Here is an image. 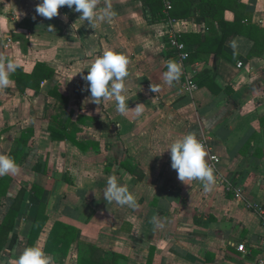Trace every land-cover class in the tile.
<instances>
[{
  "label": "crops",
  "instance_id": "obj_1",
  "mask_svg": "<svg viewBox=\"0 0 264 264\" xmlns=\"http://www.w3.org/2000/svg\"><path fill=\"white\" fill-rule=\"evenodd\" d=\"M147 1L99 0L98 7L111 4L112 23L90 25L79 20L75 6H63L47 19L35 11L40 0H0V58L18 62L15 73L32 74L38 63L54 71L38 93L29 88L22 93L15 73L10 76L13 83L0 89V153L9 155L23 131H34L18 173L8 175L13 179L10 197L21 188L27 192L15 230L18 243L0 254V264H13L27 246L40 205L30 193L32 185L43 191L49 217L35 245L45 251L57 222L78 230L64 264H77L79 241L122 255L120 264L259 260L264 241V52L250 56L254 43L240 35L226 40L221 56L219 48L209 46L199 53L195 45L179 80L169 86L163 79L169 36L188 34L205 42L211 31L195 13L186 20L150 24ZM185 1L194 6L200 2ZM236 1V12L227 10L225 21L234 22L237 13L247 18L244 26L252 23L264 30V0ZM159 7L156 0L154 8ZM215 30L220 37L218 25ZM238 37L239 54L234 55L229 42ZM9 40L12 44L6 48ZM108 48L128 57V106L145 105L139 117L121 115L114 101L95 104L84 90L82 77L89 63ZM186 74L197 85L190 94L183 89ZM153 85L159 87L156 93ZM55 89L67 100L64 124L68 119L84 121L77 133L82 147L51 139L49 126L60 112L50 94ZM188 132L196 133L206 151L220 158L210 192L198 181L183 183L171 168L167 146ZM110 175L134 193L136 207L108 204L101 189ZM154 216L162 228L155 226Z\"/></svg>",
  "mask_w": 264,
  "mask_h": 264
},
{
  "label": "trees",
  "instance_id": "obj_2",
  "mask_svg": "<svg viewBox=\"0 0 264 264\" xmlns=\"http://www.w3.org/2000/svg\"><path fill=\"white\" fill-rule=\"evenodd\" d=\"M158 2L160 3V7L157 10L154 8L156 0H148L145 5V17L150 24L157 21L186 20L191 18L194 13L198 17L206 20L211 35L205 42H202L198 36L188 34H184L179 38V41L185 44L190 54L195 45L198 46L197 52L199 53L205 52L209 46H214L216 49L219 48L216 52L218 56H221V51L226 40L233 35L247 37L254 43L250 56L259 55L264 52L263 29H260L252 23L244 26L243 21L247 22V18L237 13L235 14L234 22L227 23L225 21L224 14L227 10L236 12V7L239 6L236 0H200L195 6L185 0H170L172 9L168 13L164 12L165 9L162 1L158 0ZM215 25H218L222 31L220 37L215 30ZM165 58L167 61L175 60L177 62V53L170 45L167 47ZM53 76V70L45 64L38 63L32 74L17 72L13 75V78L22 93L28 88L34 89L38 93L41 83L51 79ZM200 77H196V83L199 85ZM50 94L60 105V112L52 117L49 126L52 141H68L74 146L82 147L77 139V133L81 131L78 124L84 122L83 119H78L76 123H72L71 119H68L64 124L65 111L62 109L63 106H66L67 100L59 94L57 89ZM262 124H264V119L262 120ZM33 135L34 131L28 129L23 131L21 137L15 140L9 155L14 158L17 165H20L24 161L28 151V144ZM123 167L128 172L134 174L133 170L126 164ZM12 182L13 179L8 175L0 179V254L5 250H12L18 243V235L15 230L17 221L22 216V205L27 192L25 188H21L15 197H10L9 190ZM30 193L40 201V205L32 225L27 246L35 245L49 220L47 205L43 201V191L37 185H32ZM7 201L10 204L6 209ZM77 238L78 230L75 227L57 222L49 234L45 246V253L53 256L55 264H64L70 256L72 247L77 242ZM77 245V264H120V260L122 259V255L105 251L90 243L79 241Z\"/></svg>",
  "mask_w": 264,
  "mask_h": 264
},
{
  "label": "clouds",
  "instance_id": "obj_3",
  "mask_svg": "<svg viewBox=\"0 0 264 264\" xmlns=\"http://www.w3.org/2000/svg\"><path fill=\"white\" fill-rule=\"evenodd\" d=\"M99 0H40L35 11L39 16L51 19L58 15V10L67 6L77 13H81L79 20H87L90 25L93 22L111 24L114 12L110 3L105 2L103 7ZM49 33L53 31L52 26L46 29ZM242 38H234L229 42L233 54H239V41ZM128 57L114 48L104 50L97 55L87 67V75L82 79L87 82L85 91L90 92L91 102L101 105L102 101H114L115 108L121 115L128 113L139 117L145 110V105L138 104L134 109L128 106L127 88L130 73L128 71ZM19 67L14 59L0 58V89L8 88L13 81L11 74H14ZM167 71L163 73L164 81L172 86L181 76V65L175 60H168ZM153 92L159 91L158 86H152ZM170 152L171 168L178 174V179L183 183L198 181L202 185L203 191L210 192L216 185L214 168L208 163V152L202 140L197 138L196 133H190L176 138L167 146ZM19 171V166L10 155L0 153V177L9 174L15 175ZM104 199L108 204L116 206L136 207L134 193L128 187L121 184L116 175H110L105 186L101 189ZM153 223L157 228H162L154 216ZM13 264H54L51 255L38 245L26 246L13 261Z\"/></svg>",
  "mask_w": 264,
  "mask_h": 264
},
{
  "label": "built area",
  "instance_id": "obj_4",
  "mask_svg": "<svg viewBox=\"0 0 264 264\" xmlns=\"http://www.w3.org/2000/svg\"><path fill=\"white\" fill-rule=\"evenodd\" d=\"M165 2V12L168 13L172 9V5L169 0H164ZM171 21V20H169ZM12 44V41L9 40L8 44L6 45V48H8ZM168 44L171 48H173L177 53V62L181 65V68H184L187 64V61L189 60L190 53L187 50L185 44L181 43L179 41V37L176 34H172L168 38ZM241 66V64H239ZM185 82L183 84V89L188 93H192L193 91L197 90V85L193 82L192 76L190 74H186L185 76ZM205 145V144H204ZM205 148L207 149V146L205 145ZM208 163L216 170L220 164V158L214 154V153H208V157L206 158ZM241 195L240 193L236 194V197L239 198ZM260 251L261 256L257 263L255 264H264V241L260 243ZM239 251L246 253V249L244 246L239 247Z\"/></svg>",
  "mask_w": 264,
  "mask_h": 264
}]
</instances>
